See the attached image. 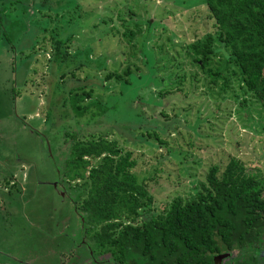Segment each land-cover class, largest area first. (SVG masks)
<instances>
[{
  "label": "rangeland",
  "instance_id": "1",
  "mask_svg": "<svg viewBox=\"0 0 264 264\" xmlns=\"http://www.w3.org/2000/svg\"><path fill=\"white\" fill-rule=\"evenodd\" d=\"M206 10L202 0H0V264H115L84 243L82 180L62 174L73 132L130 150L151 195L140 212L189 198L230 156L264 184V109ZM206 33L212 59L200 66L189 44Z\"/></svg>",
  "mask_w": 264,
  "mask_h": 264
},
{
  "label": "trees",
  "instance_id": "2",
  "mask_svg": "<svg viewBox=\"0 0 264 264\" xmlns=\"http://www.w3.org/2000/svg\"><path fill=\"white\" fill-rule=\"evenodd\" d=\"M202 1L242 84L264 109V0ZM213 40L206 33L189 44L198 65L210 63ZM133 165L130 150L115 139L73 132L62 174L82 180L77 209L89 250L109 249L115 264H213L218 253L264 243V184L237 158L210 163L193 195L172 197L161 213L138 210L151 195Z\"/></svg>",
  "mask_w": 264,
  "mask_h": 264
},
{
  "label": "flooded vegetation",
  "instance_id": "3",
  "mask_svg": "<svg viewBox=\"0 0 264 264\" xmlns=\"http://www.w3.org/2000/svg\"><path fill=\"white\" fill-rule=\"evenodd\" d=\"M86 244V240H84ZM87 245V244H86ZM88 247V246H87ZM235 255H232V260L229 264H264V243L251 245L245 250L234 249ZM243 251H247L249 254L247 257L243 256Z\"/></svg>",
  "mask_w": 264,
  "mask_h": 264
},
{
  "label": "water",
  "instance_id": "4",
  "mask_svg": "<svg viewBox=\"0 0 264 264\" xmlns=\"http://www.w3.org/2000/svg\"><path fill=\"white\" fill-rule=\"evenodd\" d=\"M229 252H221V253H218L216 254L214 257H213V264H218L220 263V259L221 257H223L224 255H228Z\"/></svg>",
  "mask_w": 264,
  "mask_h": 264
}]
</instances>
